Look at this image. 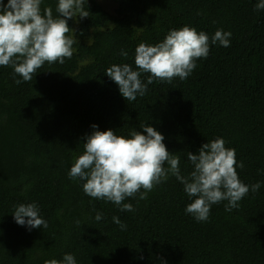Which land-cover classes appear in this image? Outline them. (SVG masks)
<instances>
[{
  "label": "trees",
  "instance_id": "obj_1",
  "mask_svg": "<svg viewBox=\"0 0 264 264\" xmlns=\"http://www.w3.org/2000/svg\"><path fill=\"white\" fill-rule=\"evenodd\" d=\"M258 2L118 0L110 12L85 0L89 16L68 20L75 40L70 59L46 62L28 82L12 66H0V264H45L66 253L77 264H264V10H256ZM57 5L42 0L41 13L51 7L58 16ZM185 25L208 34V57L196 61L186 80H154L143 97L127 101L107 68L135 69L140 43L155 45ZM217 30L232 33L230 46L211 43ZM93 124L126 137L142 125L155 127L180 157L184 176L194 167L188 152L223 138L236 152L240 180L261 187L238 208L225 211L223 201L207 221H197L185 211L194 197L169 175L146 199L126 198L135 210L122 212L69 178ZM32 202L47 228L16 223L15 206Z\"/></svg>",
  "mask_w": 264,
  "mask_h": 264
},
{
  "label": "clouds",
  "instance_id": "obj_2",
  "mask_svg": "<svg viewBox=\"0 0 264 264\" xmlns=\"http://www.w3.org/2000/svg\"><path fill=\"white\" fill-rule=\"evenodd\" d=\"M42 0H0V66H12L23 81H31L46 62L63 64L73 56L75 40L68 35V20L89 16L85 0H58V16L51 7L41 13ZM256 10H264V0H259ZM231 32L217 30L211 43L230 46ZM210 51L209 36L188 25L172 29L162 42L155 45L140 43L135 49V69L128 63L113 64L106 75L118 86L127 101L143 97L154 80L171 83L174 78L186 80L197 67L196 61L207 58ZM121 55L128 52L121 50ZM149 74L146 82L141 74ZM17 84L21 80L15 81ZM84 142L85 151L76 158L69 172L72 180H81L84 192L93 199L113 202L120 211H134L126 198H147V193L174 176L184 185L189 197H194L185 209L197 221H207L211 207L223 201L225 211L239 207V202L251 191L258 192L259 182L248 185L237 172L234 149L227 148L223 138L204 143L197 153L188 152L187 158L194 166L188 176L181 174L180 157L170 152L164 135L155 127L142 125V131L132 129L128 137L117 135L115 130H99L96 124ZM244 167L243 162L239 164ZM143 189V191H141ZM14 219L21 226L47 228L35 202L15 206ZM97 213L95 219H102ZM113 221L126 229L118 216ZM79 223V222H78ZM45 264H77L71 253L63 260L51 259Z\"/></svg>",
  "mask_w": 264,
  "mask_h": 264
},
{
  "label": "rangeland",
  "instance_id": "obj_3",
  "mask_svg": "<svg viewBox=\"0 0 264 264\" xmlns=\"http://www.w3.org/2000/svg\"><path fill=\"white\" fill-rule=\"evenodd\" d=\"M98 1L110 12H114L118 4V0H98Z\"/></svg>",
  "mask_w": 264,
  "mask_h": 264
}]
</instances>
